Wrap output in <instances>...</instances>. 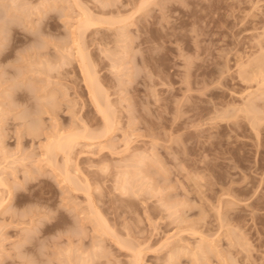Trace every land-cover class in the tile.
<instances>
[{
  "label": "rangeland",
  "instance_id": "1",
  "mask_svg": "<svg viewBox=\"0 0 264 264\" xmlns=\"http://www.w3.org/2000/svg\"><path fill=\"white\" fill-rule=\"evenodd\" d=\"M140 1L0 0V264H264V0Z\"/></svg>",
  "mask_w": 264,
  "mask_h": 264
},
{
  "label": "bare ground",
  "instance_id": "2",
  "mask_svg": "<svg viewBox=\"0 0 264 264\" xmlns=\"http://www.w3.org/2000/svg\"><path fill=\"white\" fill-rule=\"evenodd\" d=\"M148 0H143V2L145 3V2H147ZM141 3H143L142 1H140ZM140 3V4H141ZM142 6V5H141ZM136 9V8H135ZM134 11H137V10H134ZM91 12V11H90ZM82 15V14H81ZM83 15H85L84 14V12H83ZM87 15V14H86ZM95 18H96V16H94ZM100 17V16H99ZM112 17H113V19H112ZM111 17V19L112 20H116V17H114V16H112ZM132 17V16H131ZM102 18V17H101ZM126 18H128V16L126 17ZM130 18V17H129ZM103 19V18H102ZM102 19H94L91 15L90 16H86V17H84L83 19H81V20H79L78 21V24H77V27H76V29H74V31H72V34H71V40L72 41H70V42H72V45H74V58L77 60V63L79 64V67H80V70H81V73H82V77H83V79H84V82H85V87H86V89H87V92H88V94H89V98H90V100H91V103L93 104V106H94V109L96 110V112L100 115V117H101V120H102V129L98 132H96V133H94L95 131H92L93 129H91V130H89L90 131V135H88V133L86 134V133H84L83 131H84V128L85 127H83V129H82V131H81V133H77V132H67L66 131V133L64 132V133H62V131H60L61 133H59V134H55V136L53 137V138H51V141H49V143H48V145L46 146L47 148L45 149V151H46V153H47V151L48 150H53L54 152L55 151H60V152H62L63 153V155H64V159H65V165L63 166V165H61L62 167L61 168H64L65 167V169H63L64 171V178H66V179H68L69 181H70V178H69V176L71 177V175H69V171H68V166H69V163H68V161H69V157L71 158V156H70V152H72L71 151V149L73 150V148L75 147V145H77L78 144V141L79 140H81V138L83 139H85V140H91L90 142H93L92 140L94 139H96V138H100V136H103V135H105V134H107V133H109L110 131H111V128H113L112 127V123H113V121L114 120H112L113 118H112V116L114 115V112H113V115H112V112L111 111H113V108L110 110V108H111V106H112V104H110V102H109V100H108V95H106V92L103 90L104 89V87H103V89H102V86L100 85L101 84V82L100 81H98V79H97V74H96V72H94L95 71V69L92 67L93 65L90 63L89 64V58L87 57V55H86V51L84 50V48L82 47V41L80 40L82 37V32L84 33V31L87 29V28H98V26H100V25H104V24H111V23H109V21L108 20H102ZM105 19V18H104ZM111 20V21H112ZM121 21V20H120ZM113 22V21H112ZM124 22V21H123ZM112 25V24H111ZM87 31V30H86ZM123 34V33H122ZM123 36V35H122ZM126 36V35H125ZM69 45H71V44H69ZM68 47H70V46H68ZM67 47V48H68ZM66 48V47H65ZM69 49L70 48H68V51H69ZM261 50V49H260ZM66 53H67V51H66ZM72 54V55H73ZM257 54V53H256ZM68 56L70 55V57H72L71 56V53L69 54V52H68V54H67ZM69 57V58H70ZM261 58V57H260ZM264 60V59H263ZM91 62V61H90ZM261 63V62H260ZM247 64V63H246ZM264 63L262 62V65H263ZM48 67H50L48 64H46ZM251 66V65H250ZM264 66V65H263ZM45 67V66H44ZM55 67V66H54ZM53 68V67H52ZM251 68V67H250ZM116 69V68H115ZM258 69H260L259 67H258ZM48 70H49V68H48ZM117 70V69H116ZM261 71H262V69H260ZM258 71V72H261V71ZM264 72V71H263ZM96 74V75H95ZM262 75H263V73H262ZM253 77H254V75H253ZM257 77V76H256ZM99 78V77H98ZM261 78H263V77H261ZM258 79V78H257ZM264 80V79H263ZM100 82V83H99ZM261 82V81H260ZM264 83V82H263ZM260 84V83H259ZM259 86V85H258ZM264 92V91H263ZM263 94V93H262ZM255 97H257V96H255ZM253 99V98H252ZM247 108V107H246ZM257 111V110H256ZM247 114H248V112H247ZM252 115V114H251ZM254 115V114H253ZM247 117V116H246ZM254 118V117H253ZM257 122V121H256ZM115 123V122H114ZM113 123V124H114ZM254 123V122H253ZM86 125V124H85ZM253 126V125H252ZM257 128V127H256ZM87 128H85V130H86ZM255 130V129H254ZM86 131H88V130H86ZM88 131V132H89ZM50 136V135H49ZM49 139V138H48ZM88 142V141H87ZM128 144V142L126 143V145ZM89 145V144H88ZM128 146V145H127ZM126 146V147H127ZM102 148V147H101ZM48 149V150H47ZM103 149H104V147H103ZM99 150V149H98ZM52 151V152H53ZM49 152V151H48ZM51 152V153H52ZM54 154V153H53ZM53 154H51V156H50V154L48 153L46 156H50V157H52L53 156ZM45 155V154H44ZM57 155V154H56ZM56 155H55V157H56ZM69 155V156H68ZM152 157V156H151ZM53 158H54V156H53ZM48 159V158H47ZM51 159V158H50ZM49 159V161H51ZM63 159V158H62ZM63 159V160H64ZM141 159V158H140ZM71 160V159H70ZM76 160V159H75ZM138 161V160H137ZM55 163V162H57V161H55V159H54V161H52V163ZM159 162V161H158ZM71 163V162H70ZM127 163V162H126ZM138 163V162H137ZM62 164H63V162H62ZM68 165V166H67ZM54 166H56V164L54 165ZM70 167V166H69ZM142 167V166H141ZM136 169H137V167H135ZM139 169V168H138ZM75 170H77V169H75ZM137 170H135V172H136ZM139 171V170H138ZM134 172V173H135ZM62 174V175H63ZM127 173H125V175H126ZM138 174V173H137ZM136 174V175H137ZM73 175H75V174H73ZM123 176H124V173H123V175H122V179H125V178H123ZM127 176V175H126ZM62 177V178H63ZM73 177V176H72ZM128 177V176H127ZM76 178V177H75ZM120 178V177H119ZM73 179V178H72ZM71 179V180H72ZM129 179V178H128ZM146 179V178H145ZM76 181H77V183H78V179L76 178L75 179ZM66 181V180H65ZM73 181V180H72ZM88 181V180H87ZM126 180H124V182H125ZM131 180H128L127 182H130ZM5 182V181H4ZM75 182V181H74ZM122 182V181H121ZM124 182H122L123 184H124ZM147 182V181H146ZM85 183V182H84ZM118 183H120V181L118 182ZM140 183V182H139ZM2 184V181L0 180V185ZM7 184V183H6ZM81 184V183H80ZM123 184H121L122 186H123ZM132 184V183H131ZM87 185V184H86ZM121 185L119 184V186L121 187ZM126 185V184H125ZM124 185V186H125ZM127 185H128V183H127ZM130 185V184H129ZM128 185V187H130ZM150 185V184H149ZM9 186V185H8ZM72 186V185H71ZM124 186H123V190H126V189H124ZM4 187H5V185H4ZM74 187H76V185H74ZM86 187V186H85ZM126 187V186H125ZM133 187V186H132ZM144 187V186H143ZM77 188H79V187H77ZM81 188V187H80ZM84 189V188H83ZM121 189H122V187H121ZM128 189V188H127ZM130 189H131V187H130ZM152 189V188H151ZM72 190V189H71ZM76 189H74L73 191H75ZM82 190V189H81ZM77 191V190H76ZM79 191V190H78ZM84 191V190H83ZM131 191H133V190H131ZM131 191H129V192H131ZM85 194H86V189H85ZM89 192V191H88ZM122 192V191H121ZM126 192H127V190H126ZM133 192H135V191H133ZM151 193V192H150ZM90 194H91V192H90ZM133 194V193H132ZM6 197V196H5ZM86 197H88L87 195H86ZM91 197H92V195H91ZM89 198L88 197V204H89V201H90V206H88V207H91V208H93V211H94V214H95V216H97V220H96V223H97V225H99V223H100V225L102 224V225H106L107 223L105 222V219H104V217H103V215L100 213V211L99 210H97V205H96V203H94V200L92 199V198ZM4 200V199H3ZM87 200V199H86ZM1 203V202H0ZM2 205V204H1ZM169 207H171V206H169ZM167 208V207H166ZM172 208V207H171ZM169 209V208H168ZM177 210V209H176ZM92 213V212H91ZM90 213V214H91ZM172 213V212H171ZM91 215H93V214H91ZM94 219V218H93ZM94 221H95V219H94ZM107 221V220H106ZM99 225V226H100ZM101 225V226H102ZM98 227V226H97ZM99 228V227H98ZM196 228V227H195ZM102 229V228H101ZM103 229H105L104 227H103ZM110 229V228H109ZM108 229V224H107V230H109ZM105 231V230H104ZM103 231V232H104ZM110 231H112V229H110ZM110 231H108L109 233H110ZM102 232V233H103ZM192 232V231H191ZM104 233H106V232H104ZM112 233V232H111ZM195 233V232H194ZM112 234H114V233H112ZM110 235V234H109ZM112 237H113V235H111ZM111 238V237H110ZM116 238H119V237H116L115 236V238L114 239H116ZM203 238V237H202ZM117 241L119 240V242H117L118 243V245L120 244V247H121V245L122 244H124L125 242L124 241H122V240H120V239H116ZM116 240H114V241H116ZM121 241H122V244H121ZM116 243V242H115ZM116 243V244H117ZM127 245V244H126ZM126 245H124V246H122L121 248H125V246ZM98 246V245H97ZM137 247V246H136ZM129 247H127V249H128ZM132 249V248H131ZM130 249V250H131ZM138 249V248H137ZM132 250H134V249H132ZM139 251V250H138ZM131 252V251H130ZM141 252V251H140ZM139 252V253H140ZM132 253H134V252H132ZM135 253H136V251H135ZM134 253V254H135ZM138 253V255H140ZM133 255V254H132ZM137 255V254H136ZM135 256V255H134ZM137 257H140V256H137ZM137 257H133L132 256V258H134V261H132L133 262V264H137L138 263V258ZM171 258V257H170ZM140 262V261H139Z\"/></svg>",
  "mask_w": 264,
  "mask_h": 264
}]
</instances>
